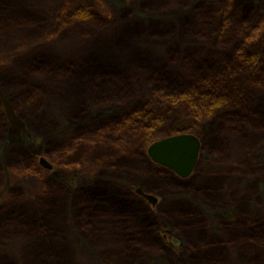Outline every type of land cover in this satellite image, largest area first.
<instances>
[{"label": "rangeland", "instance_id": "rangeland-1", "mask_svg": "<svg viewBox=\"0 0 264 264\" xmlns=\"http://www.w3.org/2000/svg\"><path fill=\"white\" fill-rule=\"evenodd\" d=\"M142 1L28 0L25 4L50 28L37 34L13 35L10 44L0 48V126L4 123L6 128L0 131V264H255L258 258L259 264H264V255L254 258L252 245L242 241L248 240V232L256 230L254 222L264 218V143L253 146L244 132L235 133L229 145L221 149L223 153L215 155L212 148L203 150L202 124L175 110L167 117L168 124L151 137L190 130L192 133L182 134L199 138L198 164L189 178L182 179L155 164L148 156L145 137L130 129L116 135L75 139L76 124L69 118L77 99L73 97L84 101V91L95 87L93 101L100 98L105 102L110 81L96 80L87 86L71 85L65 79L47 80L51 90L45 101L47 120L38 124L37 130L41 128L53 137L52 146L43 141L35 127L27 128L26 117L17 110L36 91V77L28 74L24 64L38 55L55 56L67 63L96 55L103 58L98 66L105 72L115 61L116 65L111 64L123 73L139 75L146 71V65H132L139 52H151L157 63L164 58L166 48L161 43L142 39L134 45L128 38L114 42L119 23L97 31L65 22L76 6L102 8L117 19L130 10L128 18H156L178 26L188 17L198 23L205 15L204 9L199 13L203 1L222 6L216 13L219 21H225L229 6V12L237 11L235 15L242 20L253 18L255 12L264 17V0H179L186 5L173 8L166 16L142 10ZM227 30L233 38L228 46L223 47L217 39L203 46L219 63L222 56L223 64L229 63L241 46L248 57H264V45L254 43L255 38L241 21L236 20ZM112 48L117 54L111 53ZM242 67L245 69L237 76L238 91L245 100L254 99L261 106L259 124L251 126L255 132L264 128V89L253 85L257 73L248 70L249 66ZM90 69L93 73L97 68ZM85 72L91 73L88 65ZM229 81L226 79L227 84ZM120 86H112V91ZM131 88L136 101L145 103L150 98L146 83ZM89 105L96 113L91 119L95 124H90L94 130L114 122L117 112L109 111L111 104H102L107 114H101V107ZM45 151H53L65 163L78 155V168L66 169ZM34 153L36 163L32 164ZM41 158L53 169L42 167ZM138 189L155 196L158 203L152 205Z\"/></svg>", "mask_w": 264, "mask_h": 264}, {"label": "trees", "instance_id": "trees-1", "mask_svg": "<svg viewBox=\"0 0 264 264\" xmlns=\"http://www.w3.org/2000/svg\"><path fill=\"white\" fill-rule=\"evenodd\" d=\"M26 1L28 0H0L1 49L10 44L13 35L30 33V31L37 34L45 30L46 27L50 28L49 24L36 15L33 8L25 4ZM180 5L186 4L180 3L179 0H160L157 4L152 5L150 0H143L140 8L150 12L153 16H166L173 8ZM199 9V13H201V9H204L205 15L198 23L188 17L185 23L178 26L174 22L161 21L156 18L152 21L131 19L128 18L132 15L130 10L123 11L120 18L117 19L106 14L102 8L94 9L88 5L74 7L70 12L69 20H65V22L78 23L97 31L115 28L119 23V26L116 27L117 36H115L114 42L120 43L121 40L128 38V41L134 45L135 41L142 39L151 41L150 43H161L166 48L164 58L159 59L157 63L153 59V55L150 54L151 52L147 54L139 52L140 54H138L143 58L140 59L139 55L136 56L132 65L136 68H140L139 65H146V71L142 75L137 72L123 73L120 68L112 65H116L115 61L106 62L109 63L111 70L105 72L98 66L103 64L100 62L103 58L96 55L75 63L63 62L59 58L47 54L32 58L24 64V67L31 77H36L34 84L37 88L35 93L27 99L30 101H26L23 106H17V110L26 117V122H24L27 124V128L32 129L33 126L37 130L40 126L38 124L47 120L45 101L47 96L51 95V90L47 87L48 79H60V81L65 79L71 85L84 83L87 86L100 80L112 83L109 86V92H104V94L109 95L105 96L107 98L105 102L112 105L109 111L117 112L113 118L114 122L104 125L102 129L94 130L90 126L91 123L95 124L91 119L96 113L90 110L89 104L93 103L97 107H101V114H107L103 111L107 109L102 105L105 102L100 98L93 101L96 93L95 87L87 89L84 91L85 100H79L78 96L73 97L77 99L70 107L69 118L76 124V140L89 136H107V133L116 135L124 129H130L137 135H143L145 137L144 145L150 147L153 143L170 136L192 133L190 130L173 131L160 137H151L158 128L168 124L167 117L171 116L175 110H179L189 120L202 124L205 139L204 144L202 140L203 150L207 147L212 148L215 155L223 153L221 149L229 145L231 135L235 133L238 135V133L244 132L247 140L251 141L250 144L253 146L259 142L263 144L264 128L254 129L255 132L251 130L253 124H259L257 120H260L261 106L254 99H244L238 91L237 76L245 69L242 66H249L248 70L257 73L253 77V85L264 89V65L261 64L264 57H260L259 54L255 57H248L243 54L241 46L234 51V58L226 65L223 64V56L219 63L213 52L206 51L203 46L216 39L223 47L228 46L233 38L226 34L227 28H233L236 20L246 26L249 35H253L252 38L256 40L253 41L254 43L263 46L264 17L255 12L253 18H243V20L240 18V20L235 15L237 11L229 12L231 11L229 6L225 21H219L216 18V13L222 10L221 5L205 4L203 1ZM157 39L159 41H155ZM111 53L117 54V50L112 48ZM86 65L89 66L91 73L90 67L97 69L92 74L85 72ZM226 79L230 80L229 84L226 83ZM38 80H46V85ZM79 80L85 82H78ZM141 83H146L149 92L150 98L145 103L136 101L135 95L132 93L131 87L141 86ZM114 85L121 86L112 91ZM19 89L20 86L18 91ZM98 91L103 92L99 89ZM80 106H82L81 109ZM115 118L117 119L115 120ZM79 122H82L81 128L78 127ZM1 130L6 131L4 123L0 126ZM37 132L46 144L53 145V137H49L41 128ZM45 153L55 163L60 162L61 165L64 163L66 169L78 168V162L75 161V158L78 159V155L74 154L70 159L71 162L65 163L64 159H60L59 155L54 154L53 151H45ZM35 154L30 157L32 164L36 163L33 158ZM254 224L257 225L256 230L248 232L246 234L249 237L248 240L242 239V241H244V245L246 242L252 245L250 249L253 250L255 258L256 255H264V218ZM259 260L258 258L255 264H259Z\"/></svg>", "mask_w": 264, "mask_h": 264}, {"label": "water", "instance_id": "water-1", "mask_svg": "<svg viewBox=\"0 0 264 264\" xmlns=\"http://www.w3.org/2000/svg\"><path fill=\"white\" fill-rule=\"evenodd\" d=\"M201 152V141L191 134L171 136L157 141L148 148L149 158L157 165L170 169L182 179L189 178L198 164ZM40 165L47 170L53 166L45 159H40ZM138 194L143 196L152 205L158 203V199L138 189Z\"/></svg>", "mask_w": 264, "mask_h": 264}]
</instances>
